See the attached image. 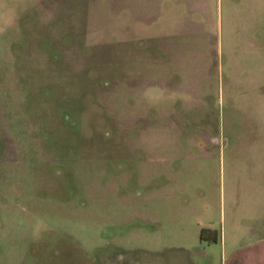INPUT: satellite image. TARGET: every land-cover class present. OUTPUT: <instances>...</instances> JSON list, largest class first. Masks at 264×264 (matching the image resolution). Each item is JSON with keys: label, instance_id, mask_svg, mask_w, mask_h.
<instances>
[{"label": "rangeland", "instance_id": "374dc122", "mask_svg": "<svg viewBox=\"0 0 264 264\" xmlns=\"http://www.w3.org/2000/svg\"><path fill=\"white\" fill-rule=\"evenodd\" d=\"M256 210L264 0H0V264H220Z\"/></svg>", "mask_w": 264, "mask_h": 264}, {"label": "crops", "instance_id": "0c3cea01", "mask_svg": "<svg viewBox=\"0 0 264 264\" xmlns=\"http://www.w3.org/2000/svg\"><path fill=\"white\" fill-rule=\"evenodd\" d=\"M252 194L260 198L261 191ZM247 216L249 222L230 226L232 233L225 254V229L222 225V238L220 240V264H264V218L262 210H256ZM251 221V222H250ZM216 241V240H215ZM213 241V242H215Z\"/></svg>", "mask_w": 264, "mask_h": 264}, {"label": "trees", "instance_id": "16d2710c", "mask_svg": "<svg viewBox=\"0 0 264 264\" xmlns=\"http://www.w3.org/2000/svg\"><path fill=\"white\" fill-rule=\"evenodd\" d=\"M209 231V229H204V228H202V229H200V232H199V239L200 240H204V241H214L215 240V238H216V234H215V231L213 230L211 233H213V235L212 236H210V237H206V233Z\"/></svg>", "mask_w": 264, "mask_h": 264}]
</instances>
